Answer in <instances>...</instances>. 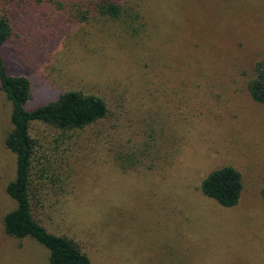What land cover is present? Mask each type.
<instances>
[{
    "label": "rangeland",
    "instance_id": "rangeland-1",
    "mask_svg": "<svg viewBox=\"0 0 264 264\" xmlns=\"http://www.w3.org/2000/svg\"><path fill=\"white\" fill-rule=\"evenodd\" d=\"M124 2L132 24L0 0L13 25L6 69L29 79L28 107L68 91L107 107L82 129L32 125L34 219L89 264H264V103L247 89L264 57V0ZM11 109L0 89V264H50L45 247L4 230ZM224 166L242 177L231 208L200 189Z\"/></svg>",
    "mask_w": 264,
    "mask_h": 264
},
{
    "label": "trees",
    "instance_id": "trees-1",
    "mask_svg": "<svg viewBox=\"0 0 264 264\" xmlns=\"http://www.w3.org/2000/svg\"><path fill=\"white\" fill-rule=\"evenodd\" d=\"M19 0H6V4ZM25 1V0H23ZM56 9L69 6L74 20H86L99 15L111 19L125 18V22H136L139 15L127 13L124 0H44ZM9 6V5H8ZM10 8L0 17V89L11 104V131L5 139L6 148L15 155V178L6 186L7 195L16 206L3 218L5 232L16 238L29 237L49 251L50 264H89L79 245L63 236L55 235L37 222L32 214V187L30 172L35 141L30 135L34 123L49 125L60 131L82 129L106 116L105 102L96 96L68 91L55 101L35 108L28 107L32 87L23 75L9 74L3 55L6 43L11 39L13 25ZM131 20V21H130ZM136 24V23H135ZM130 25L129 27H131ZM248 92L258 103H264V57L254 67V76L248 82ZM241 174L231 166L209 172L201 181L204 196L220 206L231 208L238 204L242 192ZM264 200V189L261 191Z\"/></svg>",
    "mask_w": 264,
    "mask_h": 264
}]
</instances>
